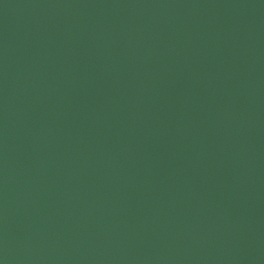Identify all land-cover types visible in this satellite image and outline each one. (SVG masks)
Here are the masks:
<instances>
[{
	"label": "water",
	"instance_id": "obj_1",
	"mask_svg": "<svg viewBox=\"0 0 264 264\" xmlns=\"http://www.w3.org/2000/svg\"><path fill=\"white\" fill-rule=\"evenodd\" d=\"M0 264H264V0H0Z\"/></svg>",
	"mask_w": 264,
	"mask_h": 264
}]
</instances>
